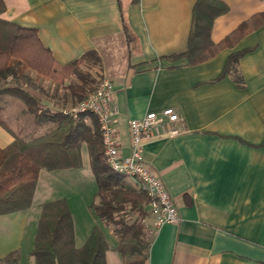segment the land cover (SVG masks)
I'll use <instances>...</instances> for the list:
<instances>
[{"label": "crops", "instance_id": "obj_1", "mask_svg": "<svg viewBox=\"0 0 264 264\" xmlns=\"http://www.w3.org/2000/svg\"><path fill=\"white\" fill-rule=\"evenodd\" d=\"M196 1L3 0L0 16L36 29L60 64L98 53L101 76L113 83L112 124L122 155L131 151L129 119L166 107L178 113L176 135L141 142L142 161L161 179L179 215L157 228L150 217L147 264H264V24L202 60L170 58L186 48ZM222 1L227 10L209 33L214 43L264 11V0ZM25 111L22 102L2 98L0 116L15 133L43 132L47 126ZM95 121L84 115L81 125L96 127ZM12 140L0 126V147ZM79 158L78 167L40 169L29 208L0 215V259L16 250L19 264H35L41 205L55 199L66 201L75 245L83 244L96 223L90 209L96 183L84 141ZM111 239L106 264H121Z\"/></svg>", "mask_w": 264, "mask_h": 264}, {"label": "trees", "instance_id": "obj_2", "mask_svg": "<svg viewBox=\"0 0 264 264\" xmlns=\"http://www.w3.org/2000/svg\"><path fill=\"white\" fill-rule=\"evenodd\" d=\"M4 10L0 0V14ZM227 10L222 0H197L186 48L170 58L186 55L202 60L219 49L233 45L245 34L264 24V11L238 24L214 43L209 38L214 18ZM239 52L231 53L225 70L232 69ZM84 66V67H83ZM96 75H91V69ZM101 59L95 50L83 53L67 64H60L43 46L34 28H25L0 16V108L4 96L22 102L35 124L46 127L41 133H15L0 116V126L13 133V140L0 147V215L29 208L40 169L80 166L79 147L84 141L89 151L96 191L90 204L96 223L81 246L74 242L73 223L64 199L44 202L38 219L31 254L35 264H106L109 240L104 227H111L115 238L112 249L121 264H147L154 230L145 221L150 218L149 198L125 174L113 171L106 163L96 117L81 113L74 119L64 110L83 100L101 76ZM49 80L62 93L34 85ZM66 80H69L66 83ZM53 102L51 109L41 96ZM50 91V92H49ZM84 115L96 120V127L81 125ZM0 264H19L18 251H11Z\"/></svg>", "mask_w": 264, "mask_h": 264}, {"label": "built area", "instance_id": "obj_3", "mask_svg": "<svg viewBox=\"0 0 264 264\" xmlns=\"http://www.w3.org/2000/svg\"><path fill=\"white\" fill-rule=\"evenodd\" d=\"M113 83L107 79L99 80L96 87L73 107L64 110L76 119L81 113H90L96 117L103 145V154L107 165L115 172L129 175L133 184L149 198V214L153 226L178 221L179 215L173 199L161 179L151 167L142 161V139L153 135L173 136L178 133L175 123L178 113L172 107L159 111H147L143 116L128 121L131 151L122 155L119 151L112 124V116L117 108L112 100Z\"/></svg>", "mask_w": 264, "mask_h": 264}, {"label": "rangeland", "instance_id": "obj_4", "mask_svg": "<svg viewBox=\"0 0 264 264\" xmlns=\"http://www.w3.org/2000/svg\"><path fill=\"white\" fill-rule=\"evenodd\" d=\"M84 67V66H83ZM91 75L94 77L95 75H96V69L95 68H93V69H91ZM69 80H66V83L68 82ZM51 84V85H50ZM34 85L36 86V85H42L43 86V88H47V86L48 85H50V86H48L49 87V89H50V91L51 92H56V88H57V94L59 93H62V91H63V87H57L54 83H52V82H50L49 80H44V81H38V80H35L34 81ZM49 91V92H50ZM25 132L23 131V133L22 134H24ZM126 176V179L127 180H131V177L129 176V175H125ZM148 224H149V227L151 226V223H150V218H147L146 220H145ZM111 227L112 226H106V227H104V230H105V233L107 234V236H108V238L112 241V234H111ZM119 264H120V262H119Z\"/></svg>", "mask_w": 264, "mask_h": 264}]
</instances>
